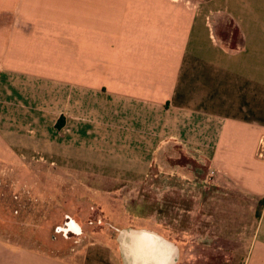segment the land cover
Segmentation results:
<instances>
[{
  "label": "crops",
  "instance_id": "obj_1",
  "mask_svg": "<svg viewBox=\"0 0 264 264\" xmlns=\"http://www.w3.org/2000/svg\"><path fill=\"white\" fill-rule=\"evenodd\" d=\"M23 112L31 150L45 132L51 165L96 176L143 180L155 153L189 152L213 171L194 208L243 216L255 201L238 220L241 264H264V0H0V120ZM73 222L63 254L0 234V264H122L116 233L130 226L107 244Z\"/></svg>",
  "mask_w": 264,
  "mask_h": 264
},
{
  "label": "rangeland",
  "instance_id": "obj_2",
  "mask_svg": "<svg viewBox=\"0 0 264 264\" xmlns=\"http://www.w3.org/2000/svg\"><path fill=\"white\" fill-rule=\"evenodd\" d=\"M229 31L227 42L236 43V30L229 27ZM55 59L59 62L57 56ZM54 99L45 97L48 124L56 113V107L50 106ZM20 117L0 120V234L11 243L57 254L68 252L74 245V234L59 232L57 226L65 217H72L88 230L87 237L94 236L107 244L113 242L115 229L120 226L150 227L177 241L179 264L242 263L251 231L250 226L239 230L238 220L252 222L255 201L245 198L247 214L243 216L228 217L221 212L206 215L211 209L194 208L192 198L208 190L209 173L202 161L189 152L176 146L165 154L155 153L149 178L143 180L96 176L51 165L46 159L45 132L37 139L42 150H31L36 142L29 131L32 125L26 113ZM13 122L15 125H11ZM15 130L20 134L14 135ZM48 137L51 140L53 136ZM54 138L52 142L58 144L61 134ZM212 195L214 205L221 207L222 192ZM234 198L237 200V196ZM91 231L97 233L93 235Z\"/></svg>",
  "mask_w": 264,
  "mask_h": 264
},
{
  "label": "clouds",
  "instance_id": "obj_3",
  "mask_svg": "<svg viewBox=\"0 0 264 264\" xmlns=\"http://www.w3.org/2000/svg\"><path fill=\"white\" fill-rule=\"evenodd\" d=\"M122 264H179L180 253L172 240L150 227L139 225L117 230Z\"/></svg>",
  "mask_w": 264,
  "mask_h": 264
},
{
  "label": "flooded vegetation",
  "instance_id": "obj_4",
  "mask_svg": "<svg viewBox=\"0 0 264 264\" xmlns=\"http://www.w3.org/2000/svg\"><path fill=\"white\" fill-rule=\"evenodd\" d=\"M57 228H59V232L64 234H76L74 222L70 217H65L63 224Z\"/></svg>",
  "mask_w": 264,
  "mask_h": 264
},
{
  "label": "trees",
  "instance_id": "obj_5",
  "mask_svg": "<svg viewBox=\"0 0 264 264\" xmlns=\"http://www.w3.org/2000/svg\"><path fill=\"white\" fill-rule=\"evenodd\" d=\"M58 120H59V122L57 121L58 123H56V126H60V122H61L62 119H58ZM258 203H259V202H258ZM259 204H260V203H259ZM255 215H257V214H255Z\"/></svg>",
  "mask_w": 264,
  "mask_h": 264
},
{
  "label": "built area",
  "instance_id": "obj_6",
  "mask_svg": "<svg viewBox=\"0 0 264 264\" xmlns=\"http://www.w3.org/2000/svg\"><path fill=\"white\" fill-rule=\"evenodd\" d=\"M209 173H213V171L212 170H210V172Z\"/></svg>",
  "mask_w": 264,
  "mask_h": 264
},
{
  "label": "snow or ice",
  "instance_id": "obj_7",
  "mask_svg": "<svg viewBox=\"0 0 264 264\" xmlns=\"http://www.w3.org/2000/svg\"><path fill=\"white\" fill-rule=\"evenodd\" d=\"M78 230V229H77Z\"/></svg>",
  "mask_w": 264,
  "mask_h": 264
}]
</instances>
